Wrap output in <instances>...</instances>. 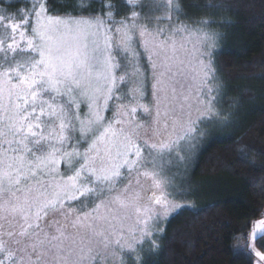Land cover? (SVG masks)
Listing matches in <instances>:
<instances>
[{
    "label": "snow or ice",
    "instance_id": "6c2138e0",
    "mask_svg": "<svg viewBox=\"0 0 264 264\" xmlns=\"http://www.w3.org/2000/svg\"><path fill=\"white\" fill-rule=\"evenodd\" d=\"M0 5V12L16 7L12 0H0ZM68 8L91 15L89 19H64L60 13ZM181 9L180 0H169L162 13L156 0H108L106 6L101 3L97 17L93 0L65 6L54 0H35L11 12V19L0 14V109L5 107L6 87L7 107L15 106L19 114V127L10 129L13 139L6 146L10 159L5 195H46L59 190L72 194L73 203L83 200L85 207L87 198H93L96 203L91 211L98 214L101 208L112 207L108 194L115 193L124 175L121 169L131 172L148 166L155 174L157 160H162L169 148L165 138L177 126V118L167 112L163 113V125L159 120L160 106H168V90L162 81L172 70L157 62V49L166 47L169 31L180 30L176 26ZM205 71H211L210 63ZM130 74L137 78L132 91L141 96L148 88L149 75L155 81L151 96L158 119L138 126L143 131L113 130L121 121L113 123L103 113L110 110V101L120 100L121 86ZM141 107L151 115L149 104ZM131 111L136 113L137 108ZM117 115L120 113L115 111L113 117ZM195 123L189 124L186 134L195 129ZM110 132L112 137L122 138L114 157L121 163L115 167L108 159L115 147L109 144ZM146 213L141 232L152 241L150 251H154L158 242L149 222L159 229L161 212L148 208ZM135 243L142 245L144 240ZM127 254L133 257L137 248L128 246ZM135 258L142 264L138 254Z\"/></svg>",
    "mask_w": 264,
    "mask_h": 264
},
{
    "label": "rangeland",
    "instance_id": "374dc122",
    "mask_svg": "<svg viewBox=\"0 0 264 264\" xmlns=\"http://www.w3.org/2000/svg\"><path fill=\"white\" fill-rule=\"evenodd\" d=\"M15 1L19 0H12ZM27 1L30 4L35 2ZM156 2L161 13L169 5V0ZM172 3H175L174 0ZM0 14L12 18L6 12ZM171 15L175 19V13ZM176 27L180 30L173 28L165 35L166 47L157 49V62L164 65L165 69L172 70L166 73L162 81V86L168 90V106H160L162 115L159 120L163 125V113L167 112L169 116L177 118V126L165 138L169 148L165 149L164 158L157 160L155 174L148 166L138 167L131 172L121 169L124 175L115 193L108 194L113 201L112 207L108 210L101 208L98 214L91 211L96 203L93 198H87L85 207L83 200L73 203L72 194L65 195L59 190L50 192L51 197L49 194H1L0 264H121L122 259L124 264H140L135 258L137 254L142 258V264H149L158 254L166 221L189 204L185 203V197L193 189H189V182L196 155L208 142L228 131L229 124L236 120L241 107L228 104L221 83L217 80L214 63L215 52L219 47L217 38L199 27L183 23ZM209 63L211 71L206 72L205 66ZM153 83L155 81L149 75L148 88L141 96L132 91L137 87V78L129 75L121 86L120 100L109 102L115 104L113 113H120L115 118H106L113 120V123L115 119L121 121L119 125L114 124L113 130L137 128L143 131L138 126L151 124L158 119L157 104L151 96ZM3 93L5 107L0 109V133H3L0 136V152L12 140L10 128L19 127L15 106L7 107L6 87ZM99 103L103 104V99ZM144 104L152 108L151 115L144 113L141 107ZM134 107L137 108L136 113L131 111ZM194 121L196 123L193 126L197 131L193 129L190 134H186L185 129ZM109 137V144L115 147L108 159L110 166L115 167L121 163L114 157L122 138L112 137L111 132ZM1 157L0 154V160ZM148 208L161 212L159 229L149 222L158 242L154 251H150L154 247L152 241L144 238L141 232ZM263 234L264 216L256 221L248 235L249 249L256 257L254 264H264L261 258L264 253L257 251L254 245V241ZM140 239L144 243L136 245V240ZM130 245L137 248V254L133 257L127 254Z\"/></svg>",
    "mask_w": 264,
    "mask_h": 264
},
{
    "label": "trees",
    "instance_id": "16d2710c",
    "mask_svg": "<svg viewBox=\"0 0 264 264\" xmlns=\"http://www.w3.org/2000/svg\"><path fill=\"white\" fill-rule=\"evenodd\" d=\"M54 2L65 6L89 0ZM107 2L93 0L95 16H100L101 3L106 6ZM180 2V23L202 28L217 38V80L228 104L241 107L228 131L196 155L189 182L193 189L185 197L189 204L166 221L158 254L149 264H254L248 235L254 222L264 216V0ZM12 3L16 7L11 12L30 5L27 0ZM11 12L6 14L12 16ZM60 15L78 20L89 19L91 13L81 15L68 8ZM114 106L110 103V110L103 113L106 118H113ZM5 150L2 147L0 152L4 161L0 164V196L5 195L9 183L10 153ZM254 245L264 253V234Z\"/></svg>",
    "mask_w": 264,
    "mask_h": 264
},
{
    "label": "crops",
    "instance_id": "0c3cea01",
    "mask_svg": "<svg viewBox=\"0 0 264 264\" xmlns=\"http://www.w3.org/2000/svg\"><path fill=\"white\" fill-rule=\"evenodd\" d=\"M255 223H256V221L254 222L253 227H254Z\"/></svg>",
    "mask_w": 264,
    "mask_h": 264
}]
</instances>
